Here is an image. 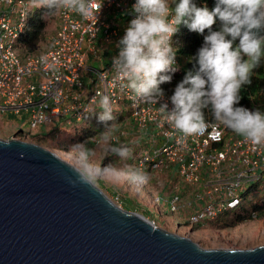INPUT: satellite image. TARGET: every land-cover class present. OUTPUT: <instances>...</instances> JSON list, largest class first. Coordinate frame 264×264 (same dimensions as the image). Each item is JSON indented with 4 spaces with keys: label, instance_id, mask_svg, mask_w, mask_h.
I'll return each mask as SVG.
<instances>
[{
    "label": "built area",
    "instance_id": "built-area-1",
    "mask_svg": "<svg viewBox=\"0 0 264 264\" xmlns=\"http://www.w3.org/2000/svg\"><path fill=\"white\" fill-rule=\"evenodd\" d=\"M135 2L93 0L87 17L59 9L57 28L44 49L21 56L16 42L25 32L31 12L25 0H0V114H23L29 130L16 129L14 136L27 141L42 125L59 121L70 126L72 121L84 124L88 118L98 117L102 110L92 98L98 100L100 94L111 97L113 111L121 112L124 109L120 106L128 104L130 115L143 129L141 133L151 131L144 156L137 160L138 168L150 157L158 160L163 156L173 161L176 176L190 184L199 183L207 174L206 168L218 179L221 169H228L227 179L195 195V200L205 199L207 205L202 217L212 220L239 203L242 186L264 180V170L259 172L264 165V144L254 145L236 133L225 135L217 122H208L202 134L185 135L174 129L160 111L163 103L171 111V95L165 94L158 104L148 103L117 77L113 59L119 54L120 39L135 18ZM172 46L176 49L173 41ZM96 63L97 68L93 66ZM174 67L176 71L181 68L176 56ZM179 200L177 196L171 198L169 206L176 208Z\"/></svg>",
    "mask_w": 264,
    "mask_h": 264
},
{
    "label": "clouds",
    "instance_id": "clouds-1",
    "mask_svg": "<svg viewBox=\"0 0 264 264\" xmlns=\"http://www.w3.org/2000/svg\"><path fill=\"white\" fill-rule=\"evenodd\" d=\"M93 0H42L46 16L59 9H70L87 17ZM175 5L173 8L172 5ZM131 20L119 41V54L113 59V70L117 77L127 82L134 94L148 103L158 104L165 93L161 84L171 82L175 72L176 49L172 37L182 23L192 32L203 34V46L198 50V70L188 72L176 86L170 97L173 105L161 104L170 125L185 135L202 134L208 127L205 109L212 112L214 120L243 136L254 145L264 144V112L237 107L243 85L250 83L253 70L264 58V0H216L209 10L205 5L197 7L193 0H136ZM216 18L221 28L213 31ZM239 39V44L234 42ZM246 57V59H245ZM181 67V65H180ZM102 112L98 119L106 124L101 134L107 141L111 131L117 127L110 96L100 94L92 98ZM108 122H111L108 126ZM7 147V145H5ZM77 152V167L71 169L73 177H65L72 187L78 185L95 188L102 179L114 181L130 180L145 184L147 172L140 168L123 171L111 163L98 167L91 163L95 150L87 142L72 146ZM112 154L127 157L130 150L124 146H113Z\"/></svg>",
    "mask_w": 264,
    "mask_h": 264
},
{
    "label": "water",
    "instance_id": "water-1",
    "mask_svg": "<svg viewBox=\"0 0 264 264\" xmlns=\"http://www.w3.org/2000/svg\"><path fill=\"white\" fill-rule=\"evenodd\" d=\"M73 168L37 144L0 139V264H264L262 245L203 249L97 186L72 187Z\"/></svg>",
    "mask_w": 264,
    "mask_h": 264
},
{
    "label": "rangeland",
    "instance_id": "rangeland-1",
    "mask_svg": "<svg viewBox=\"0 0 264 264\" xmlns=\"http://www.w3.org/2000/svg\"><path fill=\"white\" fill-rule=\"evenodd\" d=\"M25 2L27 10L30 12L38 8V4L34 1L25 0ZM176 3L178 4L179 2ZM44 17L46 25L44 38L39 42L35 54L44 49L47 38L57 28V11L54 15H45ZM93 66L95 68L98 67L97 63ZM181 67H184V63H181ZM120 107L124 109L123 111L129 110L128 104H123ZM9 116H6L8 120L0 119V139H19L14 136L15 128H21L24 131L29 130L25 123V117L23 114L19 116L10 114ZM128 117L123 122L117 123V127L111 131L107 141L101 136L103 131L99 135L94 136L92 140L78 141L74 145L87 142V147L95 150V155L91 157V163L95 166L104 167L111 163L118 170L130 171L137 169L138 166H135V161L144 156V147L151 141V131L148 130L145 133H141L143 129L136 124L138 122H135L131 115ZM131 119L133 122L130 121ZM87 122H91V119L88 118ZM73 123H76V121H72L71 124ZM66 126L65 122L54 121L52 124L40 126L33 130L32 133L49 132L55 127L66 130L68 128ZM64 130H60V133L56 134L58 142L67 136ZM27 142L42 146L55 153L63 161L77 167V152L72 150L73 143H71V147L63 149L41 143L36 138H29ZM113 146L127 147L130 150V154L124 158L114 155L109 150ZM147 151L149 150L147 149ZM157 159L150 157L147 164L140 166V169L149 175V179L145 184H138L130 180L114 181L102 179L96 186L121 208L143 215L157 228L188 238L203 249H248L264 246V218L253 217L252 219L230 225L234 218V214L231 213L224 220H221L220 223L210 222L212 221L211 219L202 217L207 205L203 202L205 199L202 201L195 200V195L198 193L202 194L203 191L213 187L215 183L218 184V182L227 179L229 177L227 168L222 167L223 169H221V173L218 176L219 179L215 175H209L206 168L207 174H204L205 176L201 178L200 182L190 184L178 175L176 176L174 163H172L171 159L164 160L163 156H159ZM261 170H264V165L259 168V172ZM247 188L248 186L246 185L241 187L243 192ZM263 193L264 182L258 186L257 191L250 197L251 201L246 202L245 207H248L254 201H258ZM176 196L180 198L175 203H178L176 208L170 207L171 198ZM156 200H159V204H157ZM194 217L200 220L195 221Z\"/></svg>",
    "mask_w": 264,
    "mask_h": 264
},
{
    "label": "trees",
    "instance_id": "trees-1",
    "mask_svg": "<svg viewBox=\"0 0 264 264\" xmlns=\"http://www.w3.org/2000/svg\"><path fill=\"white\" fill-rule=\"evenodd\" d=\"M31 1L37 3L38 8L31 12L26 24L25 32L17 39L16 48L21 56L35 53L39 42L44 38V30L46 26L44 16L48 10L42 7V0ZM176 2H179V0H176ZM193 2L197 7H203L206 5L209 10H212L215 7L216 0H193ZM173 6L174 4L172 7ZM220 28L221 22L219 21V18H216V23L213 25L212 30L218 31ZM261 34L264 35V33ZM206 35H208V30H205L203 34H199L190 31L183 23L178 28L176 34L173 35L172 41L177 49V60L180 65L181 63H184V67H181L178 71L173 73H166L171 75L172 79L171 82L160 85V88L165 94L172 96L176 86L184 79L185 75L190 71L194 73L198 70L196 57L198 50L203 46L204 36ZM238 44L239 39L234 42V46H237ZM240 96L241 99L239 104L236 105L237 107L264 112V58L261 59L259 65L253 70L250 83L242 86ZM131 113V110L121 112L114 111L113 115L117 117L116 123H121L124 119L129 118L128 116ZM98 117L92 118L89 123H73L70 126L67 125L66 127L68 128L66 130L57 127L49 132L35 134L32 138H36L39 142L49 144L53 147L67 149L69 146L71 147V143L74 145L75 142L89 140L106 130V124L100 122ZM205 119L207 122H216L210 108L205 109ZM110 124L111 122H108V126H110ZM223 128L225 135L235 133L225 126H223ZM60 130H64L67 136L58 142L56 134L60 133ZM19 134L20 132L16 133L17 136H19ZM137 160L135 161V166ZM262 182H264V180H262L261 183ZM261 183L257 182L250 185L244 193L239 196V203L235 207L222 210L210 222L220 223V221L224 220V218L230 213L234 214V218L230 225L243 222L247 219H252L253 217L264 218V193L258 201H254L250 203L248 207H245L246 202L251 201L250 197L257 191L258 186ZM225 223L227 224V222Z\"/></svg>",
    "mask_w": 264,
    "mask_h": 264
},
{
    "label": "crops",
    "instance_id": "crops-1",
    "mask_svg": "<svg viewBox=\"0 0 264 264\" xmlns=\"http://www.w3.org/2000/svg\"><path fill=\"white\" fill-rule=\"evenodd\" d=\"M9 115H10V114H6V116L10 117ZM6 116H5V115H4V116H3V115H0V119H2V120H3V119H7L8 117H6ZM7 120H8V119H7ZM16 129H17V128H15V131H16Z\"/></svg>",
    "mask_w": 264,
    "mask_h": 264
}]
</instances>
